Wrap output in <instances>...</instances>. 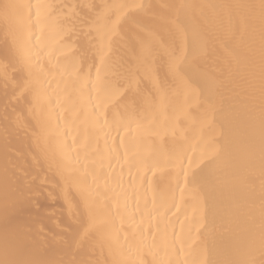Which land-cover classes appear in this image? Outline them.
<instances>
[{"label":"snow or ice","instance_id":"6c2138e0","mask_svg":"<svg viewBox=\"0 0 264 264\" xmlns=\"http://www.w3.org/2000/svg\"><path fill=\"white\" fill-rule=\"evenodd\" d=\"M84 7L95 15L91 28L96 31V36L92 40L98 43H93L92 63L88 64L85 70L86 56L76 59L72 44L67 42L70 36L64 37L60 41V46L66 53L62 60L70 63L58 61L57 67L60 68L61 74L68 73L71 88L67 83L63 89L59 84L57 88H52L51 82L45 87L44 80L37 74L39 87L32 103L38 108L47 107L49 124L53 118L57 120L55 153L59 154V159L54 154L52 163L67 168L74 149L79 154L80 150L87 152L91 147V138L81 142L78 134L79 126L76 121L79 119V110L84 109V123L87 127L104 133V149L97 145L96 151L90 156L103 155L106 150L111 167L113 158L119 163L120 150L123 148L129 164L130 180L124 181L121 169V191H116L111 187L110 178L104 175L103 170L97 172L94 165L89 166L92 169V184L88 183L87 173L75 177L74 182L83 197V209L80 213L83 230L73 233L71 239L64 242L70 247L76 246L77 249L84 245L93 249L99 248L101 252L106 247L109 251L115 249L121 257L133 246L146 249L150 253L157 249V252L153 253L154 256L158 255L160 250L164 251L166 261L154 259L147 264H264V202L260 206L258 228L254 210L249 212L252 217L250 227L241 246L234 247L218 231L213 194L226 186L240 167L254 169L256 146L249 143L246 160L240 159L229 138L225 123L222 122L225 100L219 92L221 84L218 80L209 78L206 73L198 71L201 61L207 62L211 59L220 44L232 53L237 66L244 65L245 105L253 124L257 108L259 110V156L261 176L264 178V0L200 4L185 0L182 3L162 6L139 5L138 9L141 11L152 10L154 22L166 29L171 36L170 45L160 31L150 30L149 40H139L138 59L146 62L152 58L158 44L167 52L165 80L158 82L159 95L149 97H143L139 89L130 95L131 83L136 73L131 68L122 70V66L112 59V51L120 39L121 29L118 28L117 22L109 24L111 13L113 10L119 11L129 6L92 4ZM55 8V5L43 2L33 5L4 0V3L0 4V22L3 24L6 38L11 40L30 76L38 68V63L33 62L32 50L36 48L35 54L39 61L42 41L45 39L38 36L36 45H32L34 26L31 13L35 9V27L40 28L42 32L45 27L51 31L54 27L52 14ZM21 9L28 11L27 35H22L16 26ZM119 20L118 16L117 21ZM65 22H70V18L59 20L61 25ZM88 35L91 36L92 32L89 31ZM237 39L246 43L247 51L241 52L230 47ZM0 75L7 79L8 64L0 66ZM168 77H171V84L168 83ZM73 96L77 98L78 104H69ZM57 109H60L61 113L67 110L75 115L69 119L66 115H58ZM149 114L152 117L150 121ZM177 114H181L183 119L178 121L177 127L171 129L170 140H165L160 145L153 142L146 154L136 150L137 139L150 133L159 135L161 130L165 133L169 131L168 122L162 123L159 120L161 115L171 117ZM61 119L67 131L60 126ZM146 121L149 122L145 123ZM186 122H189L187 126ZM74 131L77 134L73 135ZM69 136L72 137L71 144L67 142ZM109 140L112 141L111 147ZM6 153L10 154L7 149L3 168L5 189L7 190L15 177L19 185L16 189L19 194L17 202H26L30 200L31 193L38 189L23 184L17 168L10 166L11 159ZM162 166L168 169L163 175L170 177L163 186L160 177L155 174ZM133 168L137 169L135 175L131 172ZM141 170L143 175L140 174ZM150 172L153 173L151 177L148 175ZM114 177L115 173L112 178ZM125 183L132 189L131 196L128 194V188L124 187ZM261 200L264 201V196ZM130 201L134 202V206ZM7 203L6 200V207ZM251 203L254 205V201ZM201 204L204 206L202 214ZM190 207L194 209L192 214L188 211ZM138 215L141 218L139 224ZM181 216L184 217L183 220L180 219ZM145 223L148 225L147 234L144 231ZM55 236L54 233V242ZM11 255L10 237L5 233L0 264H42L39 261L12 259ZM79 264L91 262L80 261ZM111 264L135 262L113 259Z\"/></svg>","mask_w":264,"mask_h":264},{"label":"bare ground","instance_id":"6f19581e","mask_svg":"<svg viewBox=\"0 0 264 264\" xmlns=\"http://www.w3.org/2000/svg\"><path fill=\"white\" fill-rule=\"evenodd\" d=\"M10 2L31 3L33 5L43 2L53 4L56 8L52 14L54 27L51 31L45 27L42 32L40 28L35 27V9L31 13V22L34 26L32 45H36L38 36L45 37L42 41L39 61H37L35 54L36 48L32 50L33 62L38 63V68L31 76L21 62L11 40L6 38L3 24L0 22V66L8 64L7 79L0 75V258H3L4 236L5 233H8L12 252L10 258L12 259L33 260L42 262V264H49V262L52 264H79L80 261H89L91 264H105L107 261L108 264H111L113 259L134 261L135 264H142V262L147 264L154 259L166 261L167 257L163 250L154 256L153 253H156L157 249H153V252L150 253L146 249H137L133 246L125 256L121 257L115 249L109 251L106 247L101 252L99 248L93 249L88 245L77 249L76 246L70 247L64 242L70 240L73 233L83 230L80 220L83 197L74 182L75 177H81L87 173L88 183L92 184L93 178L90 174L92 169L89 166L94 165L97 172L103 170L104 175L110 178L109 182L113 189L121 191V169L123 170L124 181H129V164L125 159L123 148L120 150L119 163L117 159L113 158L111 167L106 150L103 151V155L90 156L96 151L97 145L100 149H104V133L98 129L88 128L84 123L86 119L85 110L80 109L79 119L76 121L79 126L78 134L81 137V142H85L90 137L91 147L87 152L80 150L79 154L74 149L68 167H58L57 164L52 163L54 154L59 159V154L55 153L57 120L53 118L49 124L47 107L38 108L34 106L32 101L35 91L39 87L37 74L44 80L45 87H48L49 82H51L52 88H57L59 84V87L63 89L66 83L71 88L68 73L61 74L60 68L57 67L58 61L64 64L70 63V61L62 60L66 53L60 46V41L64 37L70 36V40L67 42L72 44L76 59L80 56H86L85 70H87L88 64L92 63L93 43H98L92 40L96 36V31L91 28L95 15L87 7H84L92 4L129 6L119 11L113 10L111 13L109 24L117 22L118 28L121 29L120 39L112 51V59L122 66V70L131 68L136 73L131 83L132 93L130 95L139 89L143 97L158 96V82L164 81L167 73V52L163 46L158 44L153 57L145 62L138 59L140 55L139 40H149L150 30L160 31L170 45L171 36L166 29L154 22L152 10L141 11L138 6H162L182 3L185 0H10ZM187 2L197 4L236 3L249 2V0H187ZM2 3L4 0H0V4ZM18 16L16 26L22 35H27V9H21ZM118 16L120 17L119 21H117ZM66 17L70 18V22L61 25L59 20H64ZM125 17H127L126 20ZM89 31L92 32L91 36L88 35ZM230 47L237 48L241 52L247 51L246 43H242L239 39L232 42ZM258 51L259 42L257 39V65ZM198 71L206 73L209 78L216 79L221 84L219 92L225 100L222 122L225 123L229 138L240 159L246 160V149L249 143H254L256 146L254 169H249L247 166L240 167L235 177L230 178L226 186L213 194L218 231L234 247H239L243 244L250 227L249 222L252 217L249 212L254 210L258 228L260 206L264 202L261 200V197L264 196V188H262L264 178L261 176L259 156V110L257 108L253 124L250 122L245 105L243 77L246 72L244 65L237 66L232 53L223 44L219 45L211 59H208L207 62L201 61ZM168 83L171 84V77H168ZM53 103H55V98H53ZM72 103L78 104L75 96L69 100V104ZM57 114L66 115L69 119L75 115V113L67 110L61 113L60 109H57ZM151 118V114H149V121ZM180 119H183L181 114L171 117L161 115L159 120L162 123L168 122L169 131L165 133L161 130L159 135L150 133L137 139L136 150L146 154L153 142L160 145L163 141L170 140L171 129L178 126ZM188 123L186 122L185 126ZM60 126L67 131L63 119L60 120ZM75 134L77 133L74 131L73 135ZM38 137L39 142H37ZM67 142L72 143L71 136L68 137ZM108 144L111 147L112 141L109 140ZM6 149L10 153H6L11 159L10 166L17 168L23 184L26 187L33 186L38 189V191L31 193L30 200L26 202H17L19 194L16 189L19 185L16 183L15 177L12 178L7 190L5 189L3 168ZM86 156H90V158L86 159ZM167 171V167L162 166L155 173L160 177L162 186L166 185L170 179V177L163 175ZM131 172L132 175H135L137 169L133 168ZM113 173H115L114 178H112ZM140 174L143 175L142 170ZM148 175L151 177L153 173L150 172ZM101 186H103V180ZM137 186H139V180H137ZM124 187L128 188V194L131 196L132 189L129 184L125 183ZM6 200L8 202L7 207L5 206ZM177 201L180 202L179 191L177 192ZM252 201H254V205L251 203ZM130 203H133L134 206V202L130 201ZM188 211L189 214H192L194 209L190 207ZM203 211L204 206L201 204V214ZM140 219L138 215L137 224H139ZM180 219L183 220L184 217L181 216ZM147 227L148 225L145 223V234H147ZM54 233L56 234L55 242L53 241ZM123 235L122 233V241ZM149 242H151L150 236ZM256 258L259 259V252L256 253Z\"/></svg>","mask_w":264,"mask_h":264}]
</instances>
